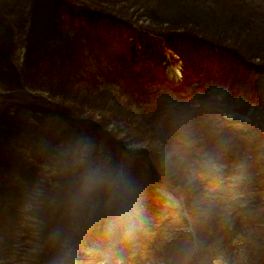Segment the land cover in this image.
<instances>
[{
    "label": "rangeland",
    "instance_id": "rangeland-1",
    "mask_svg": "<svg viewBox=\"0 0 264 264\" xmlns=\"http://www.w3.org/2000/svg\"><path fill=\"white\" fill-rule=\"evenodd\" d=\"M74 1L160 28L181 23L201 29L206 25L207 9L225 7L223 10L242 16L241 20L246 18V38L257 28L264 34V0ZM118 54L133 64V77L114 74ZM118 54L86 58L79 76H69L70 82L79 83L77 96L64 92L55 97L75 105L80 117L91 116L107 125L100 127L81 118L79 122L96 128L83 125L63 136L58 150L69 157L52 161H64L60 169L69 167L70 175L36 162L56 192L43 199L34 197V204L50 207L57 195L76 193L82 197L81 205L52 237L53 243L46 246L44 242L45 248L41 245L44 237H37L36 218L26 214L19 226L26 223V231L17 230L4 264H28L35 249L41 253V264H81L77 254L83 245L87 256L95 257L91 255L95 250L105 251L107 256L110 238L102 236L103 220L94 218L102 215L115 225L122 202L135 218V226L126 234L131 250L113 253L111 264H130L128 257L133 254L145 264H217L220 259L229 264H264V175L258 166L264 158V125L253 122L258 105L240 109L238 99L229 97L222 87L235 85L236 77L244 78L250 72L240 70L238 62L209 60L208 73L191 75L182 70L179 77L182 61L177 57L169 62L167 52L166 65L146 58L141 64L128 49ZM164 79L169 80V92L163 90ZM247 80L248 86L261 83L252 77ZM251 91V95L257 93ZM257 96L250 98V105L259 102ZM261 102L263 106L264 100ZM232 107L245 111L241 113L249 119L227 118ZM263 114L261 108L259 115ZM242 126L245 130L240 131ZM253 127L261 132L259 139L258 135L253 139ZM35 143L21 145L20 151L28 154ZM250 154L254 155L249 161ZM68 175L76 176V187L69 182L57 184L59 179L68 180Z\"/></svg>",
    "mask_w": 264,
    "mask_h": 264
},
{
    "label": "trees",
    "instance_id": "trees-1",
    "mask_svg": "<svg viewBox=\"0 0 264 264\" xmlns=\"http://www.w3.org/2000/svg\"><path fill=\"white\" fill-rule=\"evenodd\" d=\"M223 9L225 7L219 6L207 9L206 25L201 29L195 24L191 27L181 23L176 27L163 25L160 28L142 26L137 19L130 20L74 0H0V264H4L7 251L15 244L17 230L26 231V223L19 227L26 214L36 218L37 237H44L40 243L45 248L53 243L52 237L61 231L70 213L82 203V197L76 193L57 195L52 198L50 207L45 203L43 206L42 203L34 204V197L43 199L45 194L56 192L49 187L50 177L42 176L36 162L46 163L50 171L58 169L70 175L69 167L60 169L64 161L57 164L52 161L69 157L58 150L67 131L83 125L96 128L79 122L81 118L100 127L107 126L91 116L80 117L75 105L55 100L64 92L76 96L80 92L79 83L70 82L69 76H79L86 58L118 54L122 49H128L133 59H140L141 64L143 58L158 59L166 64L178 57L185 73L191 75L208 73L209 60L238 62L240 70L250 75L244 78L238 75L235 85L222 87H226L229 97L238 99L240 109L242 105L248 108L252 102L250 98L259 94V102L251 103L255 107L258 105V117H254L253 122L264 125V114L259 115L261 108L264 110L261 102L264 100V34L257 28L249 31L246 38V18L241 20L242 16ZM253 39L257 41L252 42ZM165 52L170 54V59H165ZM122 58L118 54L119 64L114 74L133 77V64ZM248 77L261 83L248 86ZM167 81L162 80L163 90L169 92ZM251 90L257 93L251 95L249 92L254 93ZM243 92L247 93L241 98ZM241 130L245 128L242 126ZM252 133L253 139L257 135V139L261 137L256 127ZM248 139L245 135L244 140ZM34 142L36 145L31 146L28 154L20 151L21 145L26 147ZM253 155L246 159L253 160ZM261 160L259 173L264 175V158ZM69 175L68 180L59 179L57 184L69 182L76 187L73 182L76 176L70 178ZM41 260L37 249L32 259H27L28 264H41Z\"/></svg>",
    "mask_w": 264,
    "mask_h": 264
},
{
    "label": "bare ground",
    "instance_id": "bare-ground-1",
    "mask_svg": "<svg viewBox=\"0 0 264 264\" xmlns=\"http://www.w3.org/2000/svg\"><path fill=\"white\" fill-rule=\"evenodd\" d=\"M177 90H179V88L174 90L175 97H177V95L175 94ZM112 193H114V191H112ZM121 206H122L121 207L122 212H119L121 213V216H120L121 219H119L120 217H118L117 219L118 223H116L115 225H112L110 221L105 220V218L102 215H100L97 218L96 217L94 218V221L103 220L102 225H103L104 232L102 236L107 235L110 238L109 242H111V244L108 247V250H109L108 255L106 256V254H104L105 251L102 252L101 250L100 252H98L95 250V251H92L91 253V255L93 254L95 257L87 256L89 255V253L86 251L83 245L79 249V252L77 254V260L79 263L81 264H111L109 259L113 253L121 254V252H123V254H125L127 250H131L130 248L131 241L130 242L128 241L126 234H127V231H129L135 226V218L133 214H131L130 211L127 209L126 203L122 202ZM92 212L95 215L98 214L97 211L92 210ZM114 237H116L117 239L114 241H111ZM98 258L102 259L103 261L102 262L98 261L97 260ZM128 258L131 259L130 264H145L142 262L140 258L137 257V255L133 254L132 256H129ZM217 264H229V262L227 263L225 260L220 259V261H218Z\"/></svg>",
    "mask_w": 264,
    "mask_h": 264
}]
</instances>
